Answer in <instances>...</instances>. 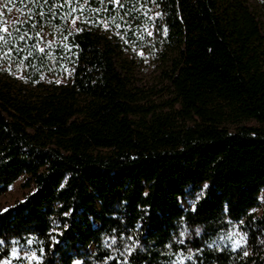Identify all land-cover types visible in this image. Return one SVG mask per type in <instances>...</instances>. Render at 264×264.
<instances>
[{"label":"trees","instance_id":"1","mask_svg":"<svg viewBox=\"0 0 264 264\" xmlns=\"http://www.w3.org/2000/svg\"><path fill=\"white\" fill-rule=\"evenodd\" d=\"M0 1V262L264 264V0Z\"/></svg>","mask_w":264,"mask_h":264},{"label":"rangeland","instance_id":"2","mask_svg":"<svg viewBox=\"0 0 264 264\" xmlns=\"http://www.w3.org/2000/svg\"><path fill=\"white\" fill-rule=\"evenodd\" d=\"M23 13L24 11L16 7L12 2L0 1V15L2 16L3 21L2 28L6 27L7 31L13 23L22 17ZM261 19L264 22V17ZM44 36L48 43L52 42V37L49 36L48 33H45ZM135 62L137 67L135 75L138 84L142 85L144 88L151 86L159 88L162 86L163 82H161L160 72L161 57L153 54L148 49L138 50L136 52ZM162 95L163 94L155 99L157 100L161 98ZM19 195L20 192L17 185L11 186L5 194L0 196V207L7 206L14 198L18 197ZM15 254L16 250L13 251V255ZM0 264H9V262L2 261ZM74 264H81V262L75 261Z\"/></svg>","mask_w":264,"mask_h":264},{"label":"snow or ice","instance_id":"3","mask_svg":"<svg viewBox=\"0 0 264 264\" xmlns=\"http://www.w3.org/2000/svg\"><path fill=\"white\" fill-rule=\"evenodd\" d=\"M117 2H118V0H117ZM5 23H6V22H5ZM2 30L6 32V31H7V28L4 27ZM0 39H2V37H0ZM245 255H247V253H245Z\"/></svg>","mask_w":264,"mask_h":264}]
</instances>
